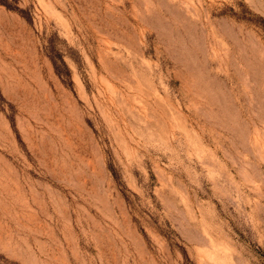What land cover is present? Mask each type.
Returning a JSON list of instances; mask_svg holds the SVG:
<instances>
[{"label": "rangeland", "instance_id": "1", "mask_svg": "<svg viewBox=\"0 0 264 264\" xmlns=\"http://www.w3.org/2000/svg\"><path fill=\"white\" fill-rule=\"evenodd\" d=\"M0 264H264V0H0Z\"/></svg>", "mask_w": 264, "mask_h": 264}]
</instances>
